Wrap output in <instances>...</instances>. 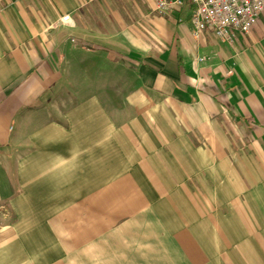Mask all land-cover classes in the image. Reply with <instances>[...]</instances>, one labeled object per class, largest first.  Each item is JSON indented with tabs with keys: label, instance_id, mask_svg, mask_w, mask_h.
Segmentation results:
<instances>
[{
	"label": "crops",
	"instance_id": "1",
	"mask_svg": "<svg viewBox=\"0 0 264 264\" xmlns=\"http://www.w3.org/2000/svg\"><path fill=\"white\" fill-rule=\"evenodd\" d=\"M125 1L0 0V264H264V12Z\"/></svg>",
	"mask_w": 264,
	"mask_h": 264
},
{
	"label": "built area",
	"instance_id": "2",
	"mask_svg": "<svg viewBox=\"0 0 264 264\" xmlns=\"http://www.w3.org/2000/svg\"><path fill=\"white\" fill-rule=\"evenodd\" d=\"M159 15L189 12L192 35L198 39L206 31L224 42L247 35L264 12V0H152ZM65 16L62 22H68ZM180 22L183 18L178 19ZM200 61L203 58L199 59Z\"/></svg>",
	"mask_w": 264,
	"mask_h": 264
},
{
	"label": "rangeland",
	"instance_id": "3",
	"mask_svg": "<svg viewBox=\"0 0 264 264\" xmlns=\"http://www.w3.org/2000/svg\"><path fill=\"white\" fill-rule=\"evenodd\" d=\"M116 6H118V7H122V6H124V7H126L127 9H130V8H133L134 7V5L131 3V1L129 0V1H125V3H122V4H120V3H118V5L116 4ZM142 7H144V8H146V9H148L149 11L148 12H151V15L149 16V18L150 19H153V17H155L156 15L158 16L159 14H157L154 10H152V8H151V6H148V4L147 3H142V5H141ZM160 17V16H159ZM149 18H147V19H149ZM138 18H135L134 20H137ZM127 20H129L128 22H130L131 23V20L130 19H128L127 17H126V22H127ZM144 21H145V18L144 17H141L140 19H139V21H138V23H144ZM135 23L137 22V21H134ZM147 22V21H146Z\"/></svg>",
	"mask_w": 264,
	"mask_h": 264
}]
</instances>
